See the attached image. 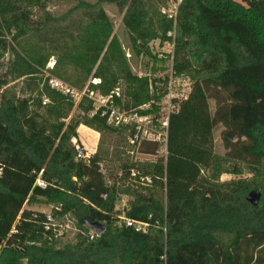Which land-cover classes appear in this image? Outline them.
Instances as JSON below:
<instances>
[{"label": "trees", "instance_id": "1", "mask_svg": "<svg viewBox=\"0 0 264 264\" xmlns=\"http://www.w3.org/2000/svg\"><path fill=\"white\" fill-rule=\"evenodd\" d=\"M50 1L0 0V48L32 38L56 54L59 77L79 64L77 83L83 72L97 67L93 78L102 79L100 88L108 94L117 78L109 72L110 59L108 67L98 63L112 32L103 4L111 3L125 10L124 24L142 46L168 39L177 29L173 68L192 78V90L170 117L167 155L150 162L116 156L113 183L101 168L110 152L98 145L83 159L73 143L81 124L99 133L132 134L109 125L103 108L95 111L92 101L82 100L77 108L92 115L74 116L73 99L53 88L45 105L41 99L5 98L0 104V264H264V15L239 8L236 0H181L175 20L162 11L172 0H80L55 15L48 10ZM48 58L33 52L28 61L36 72ZM126 74L131 108L150 103L155 97L148 80ZM217 124L224 126V155L215 152ZM140 149L156 155L160 147L144 142ZM245 170L251 179L220 181L223 173ZM143 177L151 182L144 184ZM124 181L133 184L122 189ZM136 182L145 192L134 188ZM252 190L262 193L257 206L247 200ZM122 193L133 196L125 218L148 224L146 231L121 223ZM40 199L55 205L54 217L74 218L73 241L61 242L58 226L46 229L45 212L26 208ZM95 222L105 231L97 234L89 227Z\"/></svg>", "mask_w": 264, "mask_h": 264}, {"label": "rangeland", "instance_id": "2", "mask_svg": "<svg viewBox=\"0 0 264 264\" xmlns=\"http://www.w3.org/2000/svg\"><path fill=\"white\" fill-rule=\"evenodd\" d=\"M79 1L80 0H51L48 3V10L55 15H62L71 10ZM85 1L97 2V0ZM180 2L181 0L169 1L162 9L163 13H166L169 18L175 20ZM236 3L239 8L264 15V0H236ZM103 8L112 23V32L98 65L102 64L108 67L107 61L110 59L109 72H113L117 78V83L113 89L119 87L121 90V98L118 101V106L128 108L127 105H129L130 108L132 107V105L129 104L131 84L126 78V72L129 71L139 78L147 79L149 93L155 97L150 103L140 105L144 106L143 112L148 113L152 117L159 116V105L161 102H164L163 96L167 87L170 70L173 66L174 40L177 35V29L175 28L168 33V39H153L145 46H142L140 42L135 43L133 41L124 24L125 10H120L117 5L111 3H104ZM35 14H39V10L35 9ZM111 41L114 42V45L110 49L109 43ZM33 52L39 53V58L49 57L44 66L37 67L36 72L33 71L34 69L31 67V62L28 61L29 56H31ZM52 53L53 52L47 45H40L32 38L22 41L20 45H15L13 48H9L5 51L0 48V104H2L5 98H31L35 101L41 99L42 105L49 104L50 97L48 96V91L52 89L49 80L55 78L69 84L83 94L81 100H73L74 108L71 114L74 116H91L92 112L83 113L77 108L79 102L82 100H90L96 110L99 108L100 103L106 100L108 94L113 89L106 94L100 88L102 79L93 78V74L97 67L94 68L91 74L83 72L81 80L77 83L76 77L81 69L79 64H73L65 68L67 70V75L59 77L55 68L58 57L56 54L51 55ZM105 56H107L106 59ZM188 78L193 82L190 76H188ZM90 95L93 96V98H91ZM156 96L162 97L158 100ZM210 107L212 114H214L216 111V100L213 98L210 99ZM41 111L43 112L44 108H42ZM68 121L69 119L67 122ZM223 131L224 126L222 124H217L213 136L215 152L218 155H224L227 152L222 139ZM79 137L81 139V141L79 139V143H77L76 139H73V143L77 146L78 151L81 150L84 154L83 146L85 150L89 152L95 149L98 141V134L95 129L93 130V128L82 126L79 128ZM99 148L100 150L110 152L109 158L102 162L101 168L108 178L111 177L110 182L112 183L114 182V177L117 175V172H119V159L117 161L116 156L121 159L120 161L127 160L133 162H150L157 160L158 157L165 156V152H163L161 148L156 155H152L142 152L140 149L141 145L132 146L129 143L127 131L123 130H118L114 133H100ZM252 177V174L245 170L239 175L223 173L220 176V181H230L240 178L251 179ZM129 182L130 181H124L127 185L123 186L122 189L128 187L129 184H133ZM134 185V188H138L140 192H145L142 187L143 184L139 185V183L136 182ZM157 191L159 197L163 199L164 192L161 189H157ZM132 199L133 196L131 194H121L117 205V210H120V214L118 215L119 218H125L124 209ZM54 206V204L44 199H40L38 203L32 205L26 204V208H34L46 214H52ZM54 223L61 226L62 230L59 232V240L61 242H70L75 239L78 230L76 221L70 214L54 217Z\"/></svg>", "mask_w": 264, "mask_h": 264}, {"label": "built area", "instance_id": "3", "mask_svg": "<svg viewBox=\"0 0 264 264\" xmlns=\"http://www.w3.org/2000/svg\"><path fill=\"white\" fill-rule=\"evenodd\" d=\"M51 87L65 95L70 96L73 100H81L83 97L82 92L74 89L69 84L55 78L49 80ZM192 90L191 79L187 75H178L172 66L170 75L167 80V87L163 96L164 102L159 105V116H150L144 113V106L126 108L119 107L118 101L121 98V90L119 87L113 89L107 96L106 100L100 103L99 108H103L102 115H107V122L114 127H126L132 134L129 136V143L132 146H140L144 142L157 143L161 150L167 155L168 149V131L169 121L173 113L179 110L181 102L186 100ZM91 98L93 96L90 95ZM97 108L95 111H97ZM80 158L87 159L88 156L79 151ZM131 175L136 177L138 172L132 170ZM144 184L151 182L149 177H143ZM40 185L43 182L38 181ZM121 223L128 226H133L137 231H146L147 225L143 222L135 220L120 218ZM56 226L59 232L62 230L60 225L54 223V216L47 214L46 229L56 231Z\"/></svg>", "mask_w": 264, "mask_h": 264}, {"label": "water", "instance_id": "4", "mask_svg": "<svg viewBox=\"0 0 264 264\" xmlns=\"http://www.w3.org/2000/svg\"><path fill=\"white\" fill-rule=\"evenodd\" d=\"M262 193L259 190H252L247 197V200L249 203H251L254 206L259 205L261 201ZM89 227L92 228L97 234H101L102 232L105 231L106 226L102 223L95 222V223H90ZM4 245V240L0 238V250L2 246Z\"/></svg>", "mask_w": 264, "mask_h": 264}, {"label": "crops", "instance_id": "5", "mask_svg": "<svg viewBox=\"0 0 264 264\" xmlns=\"http://www.w3.org/2000/svg\"><path fill=\"white\" fill-rule=\"evenodd\" d=\"M82 126H84V127H86V128H90V127H88V126H85V125H80L79 126V128H81ZM79 128H78V131H77V133H78V138L76 139L77 140V143H79V139H80V137H79ZM92 129V128H91ZM94 130V129H93ZM96 131V130H95ZM97 132V134H98V141H97V144H96V147H95V149L93 150V151H91V152H89V151H87V150H85V148H84V146H83V152H84V154H86L87 156H88V158L90 157V156H92L93 154H95L96 153V151H97V149H98V145H99V140H100V133L98 132V131H96ZM80 141H81V139H80ZM82 143V142H81ZM83 145V144H82Z\"/></svg>", "mask_w": 264, "mask_h": 264}]
</instances>
